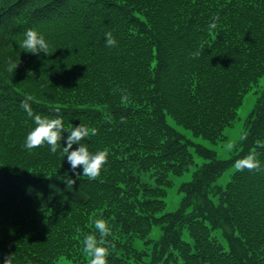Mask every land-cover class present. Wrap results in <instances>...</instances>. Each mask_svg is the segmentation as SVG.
Here are the masks:
<instances>
[{"label":"trees","instance_id":"trees-1","mask_svg":"<svg viewBox=\"0 0 264 264\" xmlns=\"http://www.w3.org/2000/svg\"><path fill=\"white\" fill-rule=\"evenodd\" d=\"M28 29L45 37L47 55L21 50ZM12 37L17 44L8 51ZM262 77L264 0H0V264L9 254L12 264H88L83 239L99 238L95 218L111 230L105 245L116 247H107V264H264V87L230 158H217L166 120L221 141ZM24 102L34 115L62 119L56 153L46 143L25 148L35 123ZM81 123L96 129L81 141L89 152L108 151L95 180L82 166L77 178L63 153L67 130ZM249 153L260 170L236 169L213 206L206 187ZM193 154L206 162L179 185L180 207L158 214L169 174L196 165ZM65 174L75 183L61 188ZM160 224L157 241L149 232ZM218 228L228 245L213 233ZM133 237L155 250L135 249Z\"/></svg>","mask_w":264,"mask_h":264},{"label":"clouds","instance_id":"clouds-1","mask_svg":"<svg viewBox=\"0 0 264 264\" xmlns=\"http://www.w3.org/2000/svg\"><path fill=\"white\" fill-rule=\"evenodd\" d=\"M218 19V17L216 18ZM217 27L215 22L209 24V30ZM106 46L113 47L116 45V40L113 38L112 32H106ZM19 47L23 48L25 52L37 54L44 52L47 55L49 44L45 37L39 34L34 29H28L24 33V38L19 43ZM195 53L194 55H199ZM18 64L9 61V71H15ZM128 100L127 95L121 96V102ZM21 107L27 112V115L34 119L35 127L30 130L26 136L25 148L32 150L34 148L43 146L45 143L50 146V151L56 153L61 147L60 141L62 139V132L65 131L61 118L49 119L41 117L39 114L33 113L28 102L22 103ZM70 134L67 136V146L63 147V153L67 156V160L71 165V169L76 177H80V173L76 172L78 166H82L83 176L91 180L99 177L103 165L107 162L108 151L101 150L95 153H90L86 144L81 143L91 133L96 134V129H89L83 123L79 126H73L67 130ZM73 144H78L79 147L73 150ZM235 169L243 171L244 169L260 170V164L254 153H249L246 157L239 159L234 164ZM66 184L73 185L75 181L65 174ZM94 228L98 232L87 234L83 239V252L88 259V264H107L108 249L105 247L106 237L111 234V230L107 222L103 218H95L93 220ZM4 264H12V254L4 258Z\"/></svg>","mask_w":264,"mask_h":264},{"label":"rangeland","instance_id":"rangeland-1","mask_svg":"<svg viewBox=\"0 0 264 264\" xmlns=\"http://www.w3.org/2000/svg\"><path fill=\"white\" fill-rule=\"evenodd\" d=\"M16 44H17V40H15V37L10 38L8 46H7V50L12 51L15 48ZM21 50L23 51L24 49H21ZM25 53H27V52H25ZM27 54L35 55V54H31V53H27ZM34 63H39L37 57H36V61ZM19 81H20V83H22L24 85L28 84L25 77H22V78L19 77ZM263 87H264V78L262 77L257 81V83H255L251 87V89L247 93H245L244 98L242 100L243 102H242L241 106L238 108L237 118L235 119V121L233 122V124L231 126H227L224 128L225 138L221 141L213 143V142H210L209 140L203 139L201 137L192 136L188 130H186L182 126L176 124L172 118L167 117L166 120L168 121V123L173 125L177 130L182 132L186 137L191 139L193 142L201 143L206 148H210V149L214 150L217 158H219V159H226L228 157L230 158V157L234 156L237 152H239L241 149V144H242L244 137H245L244 134L248 131V124L247 123L251 119L252 115L255 114L254 113L255 112L254 110L256 107L255 105L257 104V100L261 95ZM249 115H251V116L248 117ZM192 151H193V149H192ZM193 156H194V160H195L196 165L193 164L187 171L183 172L182 174H169V178L171 180V186L166 188V195L163 197V199L165 201V206L162 209V211L159 212L158 214L170 212V211H175L180 207L182 197H183V192H180L178 190L179 185L182 182L191 181L193 178V173L198 170V167L202 163L206 162V160L204 158L199 157L196 154H193ZM235 170L236 169H235L234 165H232L231 167L227 168L210 185H208L206 187L204 193L208 195V197L210 198L209 201L211 202V204L213 206L219 205V195L227 186L228 181H229L230 177L232 176V174ZM142 178H144V174H143ZM151 181H152L151 178L148 179V182H151ZM50 187H57V185H50ZM66 187H69V185L66 186V184H63L61 188H66ZM195 204H196V202L194 200H192L191 205L188 206V208H187V211H193ZM93 225H94V223H93ZM222 226H223V229H225L227 231V232H225V230H224V232L230 235L232 229L230 231L226 224H222ZM162 227H163L162 224L153 226L150 229L149 237L152 239H157V241L160 240L161 236L164 234V230L162 229ZM223 229L222 228L215 229L213 233L216 234L218 237V240L226 246V245H228V241L226 240L227 239L226 236L224 234L222 235ZM183 235H184L185 240L190 239L188 231H183ZM235 236H233V238ZM130 242H131L132 247H134L137 250H144V251H147L148 253H151L153 250H155V248L152 247L151 245L144 244V240L140 239V238L133 237L130 239ZM105 247L106 248L107 247H113L114 249H116L115 245H112V246H106L105 245ZM117 249H118L119 253L123 252V251H121L122 249H120V248H117ZM157 250H158V248H156V251ZM125 254L130 255L129 252L125 253ZM147 259H145V261ZM81 260H83V262H85V263H88V259L86 258L85 254ZM67 263H70V262L68 261ZM77 263H78V260L75 264H77ZM159 264H173V261H169L168 263H159Z\"/></svg>","mask_w":264,"mask_h":264}]
</instances>
